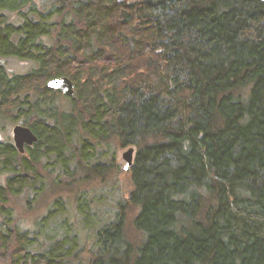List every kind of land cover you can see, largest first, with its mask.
I'll use <instances>...</instances> for the list:
<instances>
[{
  "label": "trees",
  "instance_id": "obj_1",
  "mask_svg": "<svg viewBox=\"0 0 264 264\" xmlns=\"http://www.w3.org/2000/svg\"><path fill=\"white\" fill-rule=\"evenodd\" d=\"M7 57L36 67L0 62V120L38 141L0 142V264L80 260L77 238L19 229L11 201L52 158L106 175L115 144L135 148L131 188L88 264H264V0H0ZM62 76L73 96L47 87Z\"/></svg>",
  "mask_w": 264,
  "mask_h": 264
},
{
  "label": "rangeland",
  "instance_id": "obj_2",
  "mask_svg": "<svg viewBox=\"0 0 264 264\" xmlns=\"http://www.w3.org/2000/svg\"><path fill=\"white\" fill-rule=\"evenodd\" d=\"M44 41L50 43V39ZM0 62L12 75L26 74L36 67V63L17 57L0 58ZM58 103L69 109L67 99L62 98ZM23 124L22 119L18 121L1 119L0 142H13V128ZM128 148L115 144L105 150L106 154L114 157L112 161L114 167L106 175L89 180L86 168L88 164L78 157L71 160V166L76 160V163L81 164L80 170L79 172L72 170L73 175L70 176H66L64 171L54 165L55 158L46 161L40 168L43 188L36 190L35 193L30 190L22 196L12 198L11 205L15 209L16 225L22 231L39 238L49 237L54 240L67 236L71 240L77 238L74 246L80 252V260H74L73 264H88L90 251L98 250L95 244L96 231L111 224L118 210L117 204L127 199L129 194L130 174L129 170L124 169L126 161L123 158ZM105 161L107 159L101 160L102 163ZM132 217L133 215L130 216V226ZM129 228L133 233V240L138 242L139 234L133 226Z\"/></svg>",
  "mask_w": 264,
  "mask_h": 264
},
{
  "label": "water",
  "instance_id": "obj_3",
  "mask_svg": "<svg viewBox=\"0 0 264 264\" xmlns=\"http://www.w3.org/2000/svg\"><path fill=\"white\" fill-rule=\"evenodd\" d=\"M47 87L49 89L59 91L66 96H73L75 94V85L68 76L51 79L50 81H48ZM13 139L14 144L20 151V153L25 152L26 145L32 146L38 141V137L33 132V130L30 127L24 125H16L13 128ZM134 157L135 148L129 147L123 155V158L126 161V165L124 166L125 170H129L132 167L134 163Z\"/></svg>",
  "mask_w": 264,
  "mask_h": 264
},
{
  "label": "flooded vegetation",
  "instance_id": "obj_4",
  "mask_svg": "<svg viewBox=\"0 0 264 264\" xmlns=\"http://www.w3.org/2000/svg\"><path fill=\"white\" fill-rule=\"evenodd\" d=\"M12 138H13V135H12ZM13 143H14V139H13ZM29 147H33V145H32V146H28V145H26V146H25V152L22 153V154L27 155V152H28V150H29ZM19 152H20V151H19Z\"/></svg>",
  "mask_w": 264,
  "mask_h": 264
}]
</instances>
